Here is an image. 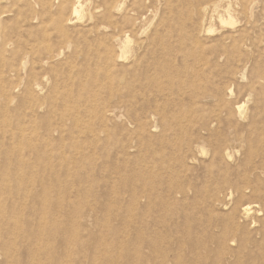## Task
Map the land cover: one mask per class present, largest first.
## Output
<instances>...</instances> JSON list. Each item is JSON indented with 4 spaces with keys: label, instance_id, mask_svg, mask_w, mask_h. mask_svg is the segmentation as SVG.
Listing matches in <instances>:
<instances>
[{
    "label": "rangeland",
    "instance_id": "rangeland-1",
    "mask_svg": "<svg viewBox=\"0 0 264 264\" xmlns=\"http://www.w3.org/2000/svg\"><path fill=\"white\" fill-rule=\"evenodd\" d=\"M119 1V6L110 11L113 0H82L83 18L76 20L70 11L64 12L63 16L72 20L63 27L58 24L61 0H46V5L16 0L12 10L0 3V53L5 48L1 40H8L6 62L0 59V180L8 182L6 192L0 195V264H58L59 261L65 264H139V258L142 264L147 261L146 264H160L163 255H173L162 250L158 254L160 259L155 260L156 251L149 240L155 238L154 233L162 239L167 228L150 222L154 225L152 233L151 227L143 225L138 215L147 213L149 207L137 205L132 199L138 187L135 171L139 162L152 160L151 137L137 131L139 119H145V106L133 103V88L124 89L123 97L113 100L106 88L101 89L103 100H107L112 109L107 122L94 119L92 123L93 118L89 120L87 116L79 120L82 123L74 118L66 123L59 119L60 107L56 106L57 100L62 101L59 95L68 93L72 103L80 97L87 99L95 84L99 88L105 86V81L94 82L85 77L84 72L93 67L106 70L103 58H97L99 53L104 55L106 48L125 56L116 65L114 77L127 82L135 80L137 69L145 68L151 58L152 40L158 36H165V40H200L203 46L200 63L207 64L206 68L221 88L232 89L231 100L243 102L248 113L264 112L263 103H256L260 99L251 94L254 87L264 96V83H261L264 82V0H144L143 9L133 8V0ZM230 15L233 24L228 23ZM203 19L205 27L212 25L214 31L198 35ZM122 28L130 31L128 46L131 49L124 53L125 40H117ZM47 44L49 50H45ZM187 60L193 59L189 56ZM29 86L35 90L34 100L27 95ZM4 88L12 89V95L4 96ZM30 120L37 123L34 128L39 133L45 131L50 122L62 125L66 132L63 136L56 133L50 146L34 138L21 143L7 133L19 126L30 127ZM83 120L97 130L106 129L109 136L103 132L98 139L86 134L71 135L78 124L84 125ZM73 121L77 124L73 125ZM243 121L239 120L238 125ZM27 144L38 146L41 151L45 146L51 147L54 153L41 159L27 153L24 158L37 167H23L18 157L29 149ZM222 145L232 157L231 166L237 167L243 158L239 143L223 141ZM76 147L84 149V154H77ZM205 147L204 152H197L196 159H189L191 169L181 173L180 179L191 178L199 186L209 181L211 146L208 143ZM256 163L258 160L254 165ZM212 168L217 170L218 166ZM162 171L158 173L163 174ZM256 172L262 181L257 185L254 181L241 185L243 195L234 186L222 187L220 199L224 205H205L201 197L194 199L192 192L189 200L180 203L188 207L195 203L198 207L195 211L203 214V220L211 210L219 221L235 208L250 204L257 210L253 217L264 220V161ZM45 215L50 218L47 224L40 221ZM248 222L243 221L245 225ZM258 226H261L260 221ZM45 227L46 231H53L42 241L36 234ZM74 231L85 244L83 262L80 261L82 250L79 254L81 243L63 239ZM218 232V229L211 231L215 235ZM98 244H114L119 249L112 248L108 254L98 256L93 251ZM71 245L76 253L70 260L66 251ZM36 246H46L49 251L38 258L33 253ZM236 246L235 242L233 247ZM247 246L254 248L256 244L249 241ZM138 248H142V252Z\"/></svg>",
    "mask_w": 264,
    "mask_h": 264
},
{
    "label": "bare ground",
    "instance_id": "bare-ground-1",
    "mask_svg": "<svg viewBox=\"0 0 264 264\" xmlns=\"http://www.w3.org/2000/svg\"><path fill=\"white\" fill-rule=\"evenodd\" d=\"M15 1L0 0V3L7 4L9 10H12L11 6H13ZM31 1L43 5L47 4L46 0ZM113 1L114 3H111L109 7L110 11L119 6V0ZM144 5V0H133L131 3V6L136 9H143ZM58 9L61 12L58 24L62 27L72 20V17L65 18L63 16L64 12L70 11L72 13L71 16L73 15L76 20L83 18L81 13L83 9L82 0H61V5ZM229 10L230 5L227 8V12ZM204 20H202L201 27L198 29V35L214 31L212 25L205 27ZM222 21L225 20L222 19ZM228 23L233 24L231 15ZM129 33V30L122 28L120 35L117 37V40H125L122 53L131 49L128 46ZM184 36L186 35L184 34ZM1 41L5 48L0 53V59L6 62L5 49L8 40ZM49 49L47 44L45 50ZM202 50L203 46L200 40H165V36H158L155 40H152L151 58L147 61L145 68L137 70L135 68V80L124 82L123 79L118 80L116 76L114 77V74L116 65L124 60L125 56L123 54L118 55L115 49L108 47L105 49L104 55L99 53L97 56V58H103L105 61L106 70L101 71L100 67H93L86 69V72H84L86 74L85 77L92 78L94 82L98 79L105 81V86L99 88L95 84L91 89V94L86 96L87 99L80 97L74 100L73 104L68 93L59 95L58 98L62 99L61 103L58 100L56 102V106L60 107L59 119L66 123L73 118L79 121L82 117L87 116L90 118L89 120L93 118L91 120L92 123L94 119L107 122L112 109L108 105V101L103 100L101 89L106 88L105 90L109 92L110 100H113L122 98L126 90L133 88V103H140L145 106V113H143L145 114V119H139L137 131H140V135L151 137L149 148L152 150V160H147L148 162L141 160L142 163L139 162L135 171L136 185L138 187L132 199L137 205L144 204L149 207V210L145 208L148 210L147 213H141L142 215L139 213L138 215L140 216L139 221L143 225L148 226V228L151 227L149 229H152V233H154L153 226L156 223L165 225L167 228L166 236H160L162 239L157 238V234L154 233L155 238L153 237V240H149L151 245L150 242H147L156 251L155 256L157 258L155 260L158 261L160 259L158 254L163 250L167 253H173V255L171 257L167 253V255H163L164 259L162 260L161 258L160 264H264V220H258L253 217L257 210L250 204H244L240 209L235 208L219 221V218L212 215L211 210L208 211L207 219L203 220V214L195 211L198 208L195 203L190 207L180 203L189 200L192 192L194 199L201 197L202 203L205 205H224L220 199L222 187L229 185L232 188L234 186L243 195L244 191H242L241 185L253 181L257 185V182L262 181L256 171L262 168L264 161V112L248 113L243 102L238 100L233 102L231 100L233 96L232 89H229V87L221 88L213 79L214 76L211 71L206 68L207 64L205 62L200 63L199 60L201 59L199 56L202 54ZM189 56L193 60L188 61ZM49 58H52V56ZM178 59L184 61L180 63ZM127 69H130V67H127ZM26 91L29 99L34 100V88L29 86ZM12 92V89L7 90L4 88L2 93L4 96H11ZM261 92L257 93L254 87L251 90V94H255L254 97L256 96L255 98L260 99L256 103L262 102L264 105V96L259 95ZM83 106L85 107L82 108ZM259 106L261 105H257V107ZM142 108L139 109L142 110ZM239 120H244L240 126L238 125ZM76 121L72 122L73 125H75L74 122ZM30 122L32 124L28 128L19 126L16 130H7V133L12 139L21 141V143L34 138V140L42 139V141L47 142V146L56 133L63 136L66 132L62 125L55 126V124L50 122L46 130L39 133L34 128L37 123L34 120H30ZM77 126L76 129L70 132L74 137L86 134L98 139L101 132L109 136L106 129L97 130L91 125L87 126L85 122L84 125L78 124ZM232 140L238 142L241 150H243L242 161L237 167L231 166L229 162L232 157L226 151V147L224 148L222 145L223 141ZM208 143L211 146L209 164L212 167L218 166L217 170L210 166L207 169L209 181L202 182L199 186L191 178L188 181L180 179L181 173H188L189 169H191L188 163L189 159H196L197 152H204ZM27 145H29L28 152L26 151L19 157L17 156L20 159V165L23 167H30L31 169L37 167V165L24 158L27 153L36 154L40 159L48 158L46 155L54 153L51 147L47 148L45 146L46 148L43 147L41 151L38 146ZM10 147L13 148L11 145ZM84 151V149L81 150L76 147L77 154H84ZM40 159H38L39 163H41ZM255 160H258V164L254 165ZM220 164L227 165L219 167ZM159 169L163 170V174L158 173ZM164 174L166 176H163ZM212 184L214 186H211ZM7 185V180H0V195L7 189ZM46 216L40 219L44 224H47L50 220ZM245 220H249L247 225L243 223ZM257 220L260 221V227H256ZM150 222L155 224H150ZM216 229L220 231L217 235L211 233V231H216ZM46 230V227L40 230L36 237L43 241L47 234L53 231ZM77 233V231H74L71 236L63 237V239L66 241L74 239L81 243V237L79 240ZM138 238L140 237L138 236ZM147 238L152 239L150 237ZM141 239L139 242L143 241ZM249 241L255 243L256 246L249 248L247 246ZM235 242L237 243L236 248L233 247ZM80 246L79 254L82 250L80 261L82 260L83 262L86 258L84 242ZM112 248L119 249L114 244H98L93 251L100 256L108 254L107 252ZM141 249L138 248V250ZM148 250L150 251V249ZM46 251H49L46 246L33 248V253L38 258ZM75 253L76 249L71 245L66 251V256L70 257L71 260ZM150 256L153 257L152 255ZM155 260L151 262H155ZM138 262L142 264V261L140 263V258ZM58 264H65V262L59 261Z\"/></svg>",
    "mask_w": 264,
    "mask_h": 264
}]
</instances>
